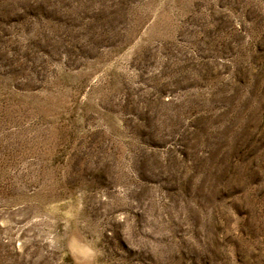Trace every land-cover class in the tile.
Returning <instances> with one entry per match:
<instances>
[{"label":"rangeland","instance_id":"rangeland-1","mask_svg":"<svg viewBox=\"0 0 264 264\" xmlns=\"http://www.w3.org/2000/svg\"><path fill=\"white\" fill-rule=\"evenodd\" d=\"M0 264H264V0H0Z\"/></svg>","mask_w":264,"mask_h":264}]
</instances>
